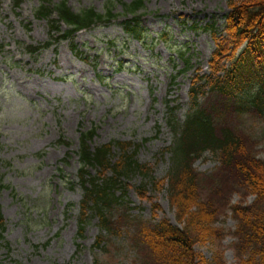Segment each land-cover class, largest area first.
Instances as JSON below:
<instances>
[{"label": "rangeland", "instance_id": "obj_1", "mask_svg": "<svg viewBox=\"0 0 264 264\" xmlns=\"http://www.w3.org/2000/svg\"><path fill=\"white\" fill-rule=\"evenodd\" d=\"M109 1L118 0H68V7L73 12L93 8L103 13ZM39 5L40 0H20L14 7L13 0H0V175L6 186L0 190L5 221L0 264H137L140 227L160 220L179 226L166 186L158 184L170 166L172 135L166 104L171 101L177 107L176 117L182 122L194 70L209 71L215 43L208 27L223 31L225 0H144L143 43L127 36L122 27L126 19L119 17L75 34L72 43L82 58L64 40L54 41L38 55L25 51V46L42 45L51 38L47 21L36 16ZM114 12H122L120 5ZM178 49L190 55L193 68L180 75L184 62L175 55ZM80 124L83 130L96 128L91 147L109 142L135 146V160L150 168L154 181L141 197L138 187L148 180L125 175L124 189H114L120 201L108 213L112 229L106 231L97 215L85 211L82 236L78 218L83 190L77 177ZM228 125L250 140L257 158L264 161V117H233ZM60 137L65 143L59 142ZM113 156L117 159L118 150ZM192 167L202 177L220 170L212 153ZM87 171L96 176L94 169ZM111 175L109 171L99 179ZM227 199L230 206L253 201L242 190ZM235 227L228 208L215 223L219 238L195 247L202 264H237ZM98 238L101 244L96 246Z\"/></svg>", "mask_w": 264, "mask_h": 264}, {"label": "trees", "instance_id": "obj_2", "mask_svg": "<svg viewBox=\"0 0 264 264\" xmlns=\"http://www.w3.org/2000/svg\"><path fill=\"white\" fill-rule=\"evenodd\" d=\"M13 1L14 7H18L20 0ZM225 3L228 14L223 31L217 33L212 26L208 27L212 30L215 48L208 61V73L201 74V68L194 70L184 120H177V107L171 101L166 104V121L172 135L168 148L170 166L158 184L166 186L168 203L179 226L160 220L153 226L140 227L137 264H202L204 260L195 252V247L219 238L220 230L215 228V223L228 208L236 220L232 235L236 239L233 248L237 264H264V161L257 158L251 141L228 125L233 117H264V0H225ZM116 5L121 7L120 14L114 12ZM144 7V0L128 4L118 0L106 3L103 13L93 8L73 12L68 0L57 4L40 0L36 16L47 21L51 38L45 44L24 49L29 55H38L54 41L64 40L70 41L72 52L82 58L83 53L72 43L75 34L97 24H109L119 17L126 19L122 27L127 36L143 43L141 11ZM175 55L184 62L178 75L193 70L187 52L178 49ZM78 131L77 177L83 190L78 232L82 236L85 211L97 215L106 231L112 229L108 213L120 201L114 196V189L117 186L124 189L125 175L138 174L148 180L138 187L141 197L146 195L147 184L153 185L154 181L150 178V168L135 160L137 148L132 144L109 142L91 147L96 128L83 130L80 124ZM59 142L65 143L62 137ZM114 149L118 150L117 159L113 156ZM206 153L217 157L220 170L202 177L192 166ZM89 168L95 170L96 176H91ZM109 171L110 177L99 179ZM203 179L206 184L201 183ZM3 188L6 186L0 175V190ZM238 190L253 197L251 204L229 205L228 195ZM4 230L0 206V237ZM100 239L96 246L101 244Z\"/></svg>", "mask_w": 264, "mask_h": 264}]
</instances>
